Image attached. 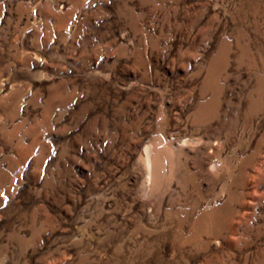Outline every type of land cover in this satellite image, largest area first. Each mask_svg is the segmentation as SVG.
Wrapping results in <instances>:
<instances>
[{
  "label": "rangeland",
  "instance_id": "374dc122",
  "mask_svg": "<svg viewBox=\"0 0 264 264\" xmlns=\"http://www.w3.org/2000/svg\"><path fill=\"white\" fill-rule=\"evenodd\" d=\"M0 264H264V0H0Z\"/></svg>",
  "mask_w": 264,
  "mask_h": 264
},
{
  "label": "bare ground",
  "instance_id": "6f19581e",
  "mask_svg": "<svg viewBox=\"0 0 264 264\" xmlns=\"http://www.w3.org/2000/svg\"><path fill=\"white\" fill-rule=\"evenodd\" d=\"M143 155L145 156L146 167H147L148 175H149L148 176V182H149V185H151L152 172H153V162L155 159L154 158L155 154L153 153V148H151L150 144L146 145V147L144 148ZM152 190H151V187H149V189L147 190V193L150 194L149 192H151Z\"/></svg>",
  "mask_w": 264,
  "mask_h": 264
}]
</instances>
